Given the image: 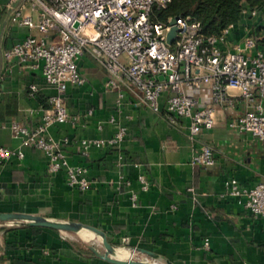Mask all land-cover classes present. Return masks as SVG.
Instances as JSON below:
<instances>
[{
	"label": "crops",
	"instance_id": "1",
	"mask_svg": "<svg viewBox=\"0 0 264 264\" xmlns=\"http://www.w3.org/2000/svg\"><path fill=\"white\" fill-rule=\"evenodd\" d=\"M17 8L38 20L29 0H0V145L23 152L0 157V210L95 225L112 243L125 244L139 259L158 264H264V215L253 216L224 187L230 176L245 186L264 178V140L229 125L245 110L244 99L235 95L232 106L215 105L213 126L193 139L187 119L166 117L163 100L160 111L137 102L131 93L117 102L116 90L105 86V69L85 51L77 60L85 82L69 84L63 96L69 119L47 129L69 163L88 168L90 186L69 187L65 169L49 171L47 155L22 144L10 126L13 120L28 126L40 122L54 92L40 70L3 56L26 35H41L37 27L13 18ZM242 21L230 42L252 31L248 19ZM48 38L57 39V30ZM31 84L36 85L32 94ZM187 90L201 104L211 103L207 87ZM118 126L126 128L118 145L81 148V138L110 137ZM203 144L213 148L211 165L190 162ZM141 172L149 181L147 190L141 188ZM90 237L80 241L48 227L0 225V264H115L91 250L92 244L103 247L94 238L93 243L84 241ZM117 254L124 257L122 250Z\"/></svg>",
	"mask_w": 264,
	"mask_h": 264
},
{
	"label": "built area",
	"instance_id": "2",
	"mask_svg": "<svg viewBox=\"0 0 264 264\" xmlns=\"http://www.w3.org/2000/svg\"><path fill=\"white\" fill-rule=\"evenodd\" d=\"M29 1L32 9L38 11V20L22 14L21 8L15 9L13 18L37 27L41 35H26L4 50L3 56L40 70L54 92L48 97L49 107L40 122L28 126L13 120L10 126L22 144L39 148L47 155L49 171L65 169L69 187L87 189L91 184L88 168L69 163L47 129L53 123L69 119L63 96L69 84L85 82L77 62L85 51L105 69V86L116 90L117 102L131 93L137 102L160 111L163 100L166 117L171 121L187 119L189 136L194 139L203 129L213 126L215 105L230 107L238 95L244 99L246 108L231 118L229 125L264 140V49L252 32L230 42L235 24L223 28L220 34L206 35L201 32L199 20L177 15L176 33L168 43L171 17L163 21L152 18L151 14L154 7H164L170 0ZM241 13L254 18L259 12L243 6ZM52 29L58 32L55 40L48 38ZM203 87L210 90L211 103L201 104L187 90ZM34 90L36 85L31 84L30 93ZM125 134L126 128L118 126L110 137H83L79 143L83 151L90 146H115ZM12 155L23 156V152L0 145L2 159ZM214 161L213 148L208 144H203L190 158L191 163L198 165H211ZM138 179L141 188L147 190L149 181L142 172ZM224 187L253 216L264 215V178L245 186L230 176L224 180ZM132 198L135 199L134 194Z\"/></svg>",
	"mask_w": 264,
	"mask_h": 264
},
{
	"label": "trees",
	"instance_id": "3",
	"mask_svg": "<svg viewBox=\"0 0 264 264\" xmlns=\"http://www.w3.org/2000/svg\"><path fill=\"white\" fill-rule=\"evenodd\" d=\"M243 6L257 9L258 16L242 15ZM174 15L199 20L206 35L220 34L230 24H235L236 31L239 23L245 24L242 19H248L257 44L264 49V0H170L164 7H154L151 17L167 21Z\"/></svg>",
	"mask_w": 264,
	"mask_h": 264
},
{
	"label": "water",
	"instance_id": "4",
	"mask_svg": "<svg viewBox=\"0 0 264 264\" xmlns=\"http://www.w3.org/2000/svg\"><path fill=\"white\" fill-rule=\"evenodd\" d=\"M177 15H174L170 18L169 23L171 24L170 29L167 32L166 40L168 43H171L172 39L176 33L175 20ZM163 76L160 75V78ZM0 225L15 226V225H29V226H40L56 229L61 232L73 234L81 238L79 232L82 229H88L92 232V238L99 240L103 247V251L99 248L98 250L91 249L94 253L103 257L106 260L111 261L115 264H158L157 262L151 261L147 258L139 259L137 255L133 252V249L129 248L127 245L122 243H112L103 229L88 223L81 221L70 220V219H59L54 217L45 216L38 213L20 211V210H0ZM82 239V238H81ZM105 244H112L124 255L121 259H116L111 257L106 250ZM140 252L150 253L146 249H139ZM166 264H173L170 261H167Z\"/></svg>",
	"mask_w": 264,
	"mask_h": 264
},
{
	"label": "bare ground",
	"instance_id": "5",
	"mask_svg": "<svg viewBox=\"0 0 264 264\" xmlns=\"http://www.w3.org/2000/svg\"><path fill=\"white\" fill-rule=\"evenodd\" d=\"M79 234L81 235V236H83V237H87V235L89 234L90 236L92 235V232L90 231V230H88V229H82L80 232H79ZM106 246V250L108 251V254L111 256V257H113V258H116V259H121V258H123V257H121V256H119L118 254H117V249H116V247L114 246V245H112V244H105ZM90 248L91 249H93V250H98V248L95 246V245H90Z\"/></svg>",
	"mask_w": 264,
	"mask_h": 264
},
{
	"label": "rangeland",
	"instance_id": "6",
	"mask_svg": "<svg viewBox=\"0 0 264 264\" xmlns=\"http://www.w3.org/2000/svg\"><path fill=\"white\" fill-rule=\"evenodd\" d=\"M81 236V235H80ZM81 237H83V236H81ZM78 239H80V241H82V239L81 238H78ZM85 242H91V243H93V238H92V235H91V237L90 238H88L87 240H84ZM101 247H102V245H101Z\"/></svg>",
	"mask_w": 264,
	"mask_h": 264
}]
</instances>
